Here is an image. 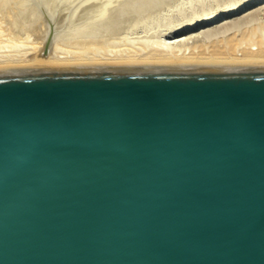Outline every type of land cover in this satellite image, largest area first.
<instances>
[{
    "label": "water",
    "instance_id": "95a60500",
    "mask_svg": "<svg viewBox=\"0 0 264 264\" xmlns=\"http://www.w3.org/2000/svg\"><path fill=\"white\" fill-rule=\"evenodd\" d=\"M0 264H264V66L0 68Z\"/></svg>",
    "mask_w": 264,
    "mask_h": 264
},
{
    "label": "bare ground",
    "instance_id": "6f19581e",
    "mask_svg": "<svg viewBox=\"0 0 264 264\" xmlns=\"http://www.w3.org/2000/svg\"><path fill=\"white\" fill-rule=\"evenodd\" d=\"M129 1L131 2V0H94V3L101 7L97 14L100 16L99 21L88 23L89 25L76 31L74 36L70 35V38L73 37L71 41H69V37V39H65L66 41L68 40L71 45L73 44L78 47L76 51L70 50L69 54L65 49L63 51V46L61 47V45H63V38L61 37L63 36L57 32V29L56 33H54L55 35L53 34L54 38L52 37L53 41L50 51L46 55L43 54L42 51L45 46V40L50 31L49 26L45 27V32L43 31V36L42 38L40 36L41 40L38 41L39 44H37V42H35L36 44L31 42L33 45L29 44L31 47L24 45L29 48L27 50V48L25 49L24 47L25 50H23L25 52H23L19 47L21 44H18V42L22 41V37L20 36H23L24 31L23 28L20 27V32H17L16 25L20 19L17 20L15 17L16 20H12L14 23L11 21L9 24L11 25L13 23V26L16 28L11 26L9 30L13 27V30H15L17 34L19 33L18 36H16L17 34L13 30L9 31L10 33L5 30V33L3 32L4 30L0 28V41L4 42L5 39L7 40L5 42L8 43L11 39L8 40L10 37L6 38L7 34L9 33L8 35H10L13 32L14 34H12L14 36H10L17 37L19 41L15 38L16 41H18L16 43L14 38L11 37L13 39L12 42L14 41L15 43L13 42V45L10 44V51L12 46L16 47L18 44V47L16 48L21 49L22 52L18 49V52L20 53L12 52V54L8 50L11 53L9 54L6 50L9 49L7 48L9 43L6 44L7 47L5 43L0 45L1 48L6 47L5 50L8 52V54L3 53V55H0V68L124 61H169L213 65L264 66V0H250L245 2L242 0L244 3H240V1L236 3L234 2V4H231V6L228 5L229 7H226L225 9L223 8V10L217 9L207 15L205 14L206 16H202L203 18L201 17V19L194 18L188 23L171 27L165 32L166 34L164 33L165 35H163L169 38V40L162 39L152 43L141 42V45L136 46L138 44L136 43V45H131L132 47L128 43L127 45H129V47L125 49H122L117 45L121 49L117 47L116 50H111L110 47L113 44L109 40H114L115 37L120 36L118 35L120 34L119 31L121 32L126 23L133 17H136L137 9L140 8V10L138 9L139 15H144L146 11H149L151 6L153 8L155 7V5L153 6V2L156 4V1L154 0H134L131 4H129ZM125 2H127V8H129V10L125 7ZM10 3L11 1L9 2V0H0V6H3V9H1L3 12L0 11L1 16L6 13L4 10L7 6L12 5ZM138 4L140 5L138 6ZM128 5L130 7H128ZM119 6H122L127 11L125 12L123 9L121 12V8L117 9ZM13 7L14 6L12 5L11 8H9V13H13V11H11ZM115 9L120 10L121 13L117 10V13H115ZM140 12L143 13L141 14ZM7 14L8 12L5 16H7ZM237 15L240 16L236 17ZM21 19L22 21L20 22H23L24 18L22 17ZM0 23L3 24L2 22ZM21 24L25 29L26 24L20 23V25ZM1 26L9 28L5 24ZM20 29L23 31L22 34ZM27 29L29 28L26 27L25 30ZM26 32L27 31H25L24 35H27L28 32ZM113 34H116L117 36H114ZM108 37H111V39ZM24 38L25 37L23 36V39ZM119 38L120 37H117L116 39ZM66 41L64 44L70 46L67 43L68 41ZM107 43H109L110 47ZM113 43L116 45V41H113ZM14 44L16 45L14 46ZM131 44L133 43L131 42ZM115 45H113L112 48H116ZM90 47H95L91 49L93 53L96 51L92 55V52L89 51ZM105 47L110 50L108 49L107 51ZM16 48H13L12 50L17 51ZM104 48L106 50H104ZM103 50L105 52L107 51V53L110 51V53L106 54L105 52H102ZM71 51H75L74 54ZM100 52H102L103 55Z\"/></svg>",
    "mask_w": 264,
    "mask_h": 264
},
{
    "label": "rangeland",
    "instance_id": "374dc122",
    "mask_svg": "<svg viewBox=\"0 0 264 264\" xmlns=\"http://www.w3.org/2000/svg\"><path fill=\"white\" fill-rule=\"evenodd\" d=\"M10 1H11L10 4H12L14 6L11 9V11H13V13H14V18H13V13H9L10 12L9 8H11V6H12V5L11 6L9 5L10 7L7 6L8 9L7 8L5 9L7 11L4 10V12H6V13L8 12L7 16H5L6 13L3 16H1V13H0V22L3 23V24L0 23V26L5 24L9 28H6L4 26H1L0 28L4 30L3 32H5V30L7 32H9V31L13 30L14 28H16L15 26H13L14 22L12 21L13 19L16 20L15 19V17H16L17 20L20 19L16 25L17 26V28H16L17 32H20L19 31L20 27L23 28L24 33H23L22 29H20V30L22 31L21 34L23 33V36L25 38L23 39V36L21 35L20 37H22L21 39L23 42L21 41V39H20L21 42H18L19 40L17 39V37H12V36H14L13 35L14 33L12 32L13 34L11 33L10 35H12V36H10V35H8L10 33L9 32L7 34V37H6V38L10 37L8 40L11 39L10 41H8V43H9L8 47L6 45L8 43L5 42L7 40L4 39V42L0 41V42H3V43H0V45H3L5 43L7 48H9V47L11 48L10 44L13 45L14 41L12 42V40H13L12 38H14L16 43L18 42V44L19 43L21 44V46L19 45V47L22 50L24 49L25 46H27V45L29 46V44L32 45L31 42H34V43L37 42V44H39L38 41L41 40V38L43 36V31L45 32V29H46L45 27L49 26L50 31H49L47 39L45 40L46 41L44 44L45 46L43 47V51H42L43 54L45 53L46 48H47V54L50 51L51 44H52V41L54 38L53 34L56 33V29H57V32L59 34H61V36H63V37H61V38H63L62 39L63 45H61V47L63 46L62 47L63 51L65 49L69 54L70 50L76 51L78 49V47L76 45H73V44H72L73 46L71 45V43L69 41H71V39H73V37L70 38L69 36L70 35L74 36L76 31H78L79 29H82L85 26L89 25L88 23L98 22L99 17H100L97 14L99 13V10H100L99 8H101V7L97 4H95L94 0H9V2ZM132 1H134V0H131V2ZM154 1H156V4H154V2H153V6L155 5V7L153 8L151 6L150 7L151 10L149 9V11H146V13L144 11V13H145L144 15L142 14L143 12H140L142 15H139L138 9L140 10V8H138V9L136 8L137 9V15L134 13L136 15V17L132 16L133 18L126 23V25L123 27L121 32L119 31L120 34H118V35H120V36L113 34L114 36L120 37L119 39H116L117 37H115L116 40L115 39L113 40V39H111V37H108L109 39H111L109 41L112 42L113 45H115V43H113V41L114 42L116 41V45H115L116 48H112L113 45L110 47L109 46L110 42L107 43L108 46L111 48V50L112 49L116 50L118 47L117 45H119V47H121L122 49H125V48L129 47V45L130 46L136 45V43H138L136 45V46H138V45H141L140 44L141 42L142 43L143 42L144 43L145 42L152 43L155 41L157 42L158 40L160 41L162 39L169 40V38H167L166 36H163V35H165L166 34L165 32H167L168 29L171 27H176L180 24L188 23V22L192 21V19H194V18L195 19L196 18L201 19L202 16L205 17L207 14L214 12L217 9L223 10V8L225 9L226 7H229L228 5L231 6V4H234V2L236 3L238 1H240V3H244L245 1H250V0H244V2L242 0H154ZM131 2L129 4H131ZM125 3L126 4H124V5H126L125 7L127 8V2H125ZM95 5H96V7H95ZM139 5L140 4H138V6ZM97 6H98V8H97ZM0 7H1L0 8V11H1V9H3L2 8L3 6H0ZM128 7H130V6L128 5ZM117 9H120L121 12L123 9H124L123 11H125V12L127 10H129V8H127V10H126L122 6L121 7L119 6ZM117 9H115V11H114L115 13H117L116 12ZM120 10H117V11L120 12ZM1 12H3V11H1ZM239 16L237 15L236 17H239ZM22 17L24 18V20H23V22H20V21H22V19H21ZM11 21L13 23L10 25L9 23H11ZM20 23L26 24L25 29H26V27H28L29 29L25 30L24 26L22 27V24L20 25ZM11 26H13L14 28L12 27V29L9 30ZM13 31H15V30H13ZM25 31L28 32V33L26 32L27 35L29 34L28 36L24 35ZM17 32L15 31L16 34H17ZM18 34L16 36H18ZM40 36H41V38H40ZM68 37L70 38V40L69 41L67 40L68 41L67 42L65 39H69ZM15 38L18 41H16ZM108 38H107V40H108ZM112 38H113V36H112ZM64 40L70 46L65 45ZM118 42H119V44H118ZM131 42L133 44H131ZM128 43H129V45H127ZM18 44L16 47H18ZM15 45L16 44H14V46ZM22 45H23V48H22ZM6 47L5 48L0 47V55H3V53L8 54V52L10 51V48L6 49ZM16 47L12 46V49L16 48ZM29 47H31V46H29ZM72 47H73V49H72ZM74 47H77V48H74ZM107 47H105V48L107 49ZM26 48L27 47H25V49ZM28 48H27V50H28ZM92 48H95V47H92ZM92 48L90 47L89 51L92 52V50H91ZM105 48H104V50H106ZM121 48H119V49H121ZM5 49L7 51L8 50L9 51L6 52ZM12 49L10 51L11 53L12 52L17 53L19 48H16L17 51L16 50L14 51ZM21 49H19L20 52H22ZM108 49H107V51H108ZM24 50H23V52H25ZM104 50L102 52H105ZM107 51L105 52L106 54L110 53V51L108 53H107ZM10 52H9V54H11ZM20 52H18V53H20ZM71 52L74 54L73 51H71ZM87 52H88V50H87ZM102 52H100V53H102ZM66 53H64V54H66ZM94 53L92 52L91 55ZM105 53H104V55H105ZM102 55H103V53H102Z\"/></svg>",
    "mask_w": 264,
    "mask_h": 264
}]
</instances>
